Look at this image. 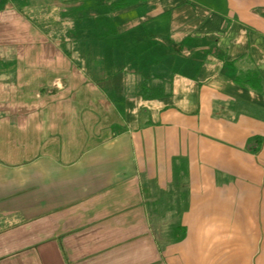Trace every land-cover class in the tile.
I'll return each instance as SVG.
<instances>
[{"label": "crops", "instance_id": "0c3cea01", "mask_svg": "<svg viewBox=\"0 0 264 264\" xmlns=\"http://www.w3.org/2000/svg\"><path fill=\"white\" fill-rule=\"evenodd\" d=\"M113 15L163 93L61 55L27 122L0 110V264H264V0Z\"/></svg>", "mask_w": 264, "mask_h": 264}, {"label": "rangeland", "instance_id": "374dc122", "mask_svg": "<svg viewBox=\"0 0 264 264\" xmlns=\"http://www.w3.org/2000/svg\"><path fill=\"white\" fill-rule=\"evenodd\" d=\"M79 4L67 3L65 0H29L28 7L23 11L24 15L13 9L0 13V110H4L1 112L6 118L20 119L22 123L25 119L27 122L30 109L32 111L34 86L39 89L43 83L52 81L59 83L62 88L67 85V77L53 80L59 75L50 73V70L54 72L66 70L67 63L60 62L62 59H57V56L66 55L61 46L62 36L68 33V38H64V44H68V47L72 44L70 41L72 37H69L71 20L70 18L60 20V14L62 10L68 12L69 8L77 7ZM27 16L38 20L37 22H43L47 31L32 24ZM101 44L97 41L72 44L75 49L73 56L78 58L82 70L94 66L95 56L103 55L104 48L100 46ZM33 54L38 58L52 57L48 62H36L33 65L36 76L32 74Z\"/></svg>", "mask_w": 264, "mask_h": 264}, {"label": "trees", "instance_id": "16d2710c", "mask_svg": "<svg viewBox=\"0 0 264 264\" xmlns=\"http://www.w3.org/2000/svg\"><path fill=\"white\" fill-rule=\"evenodd\" d=\"M65 1L67 3H80L77 7L69 8L68 12L62 10L63 12L60 14V20H66V18H70L71 20L69 37H72L70 40L72 44L75 42L84 43L87 41H97L102 43L100 46L104 48L103 55L99 54V56H95L94 66L87 67L86 70H83L86 78L91 83L100 87L108 97L113 98L112 90L115 88L118 90V88L124 86L125 74L128 71H133L132 73H134L136 79L135 85L137 87V94L144 98H155L162 95L165 80L161 79L158 81L155 80L157 78L150 74L144 75L140 73V66L137 60H139L141 53H143L141 50L147 48L141 47V45L135 46L134 48L129 47L127 45L129 39H126L125 36L131 33L121 35L115 28L116 20L113 15L126 8L142 5L149 0ZM28 2L29 0H0V13L7 9H13L24 15L23 11L28 7ZM27 18L32 21V24L38 26L41 30H46V25H44L43 22H37L38 20L30 18L29 16H27ZM65 37L68 38V33L67 35L65 34L64 37H61V46L64 53L66 52L65 56L70 58L75 49H73L72 44L70 47H68V44H64ZM114 40H120L122 45L111 44L110 42ZM126 56L129 60H126ZM32 57H34V61H38L39 59L41 61L45 56L38 58L37 55L35 56L33 54ZM96 64L98 66H96ZM33 65H35V63H33ZM96 73L101 74L97 77L98 75ZM258 81L259 80L256 78L251 84L254 83L255 86L258 87L260 86Z\"/></svg>", "mask_w": 264, "mask_h": 264}]
</instances>
